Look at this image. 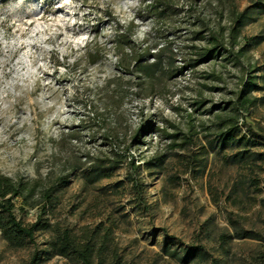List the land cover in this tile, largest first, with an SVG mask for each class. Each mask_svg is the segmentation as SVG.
Wrapping results in <instances>:
<instances>
[{"label":"rangeland","instance_id":"374dc122","mask_svg":"<svg viewBox=\"0 0 264 264\" xmlns=\"http://www.w3.org/2000/svg\"><path fill=\"white\" fill-rule=\"evenodd\" d=\"M149 1L0 0V174L37 190L64 177L45 212L16 201L23 224L47 226L20 246L0 229V264L33 254L81 264L52 246L56 224L76 234L111 226L99 264H264V1L234 0L248 9L237 61L224 53L194 66L196 17L218 23L216 0L190 13L172 0L162 14ZM122 33L138 53L163 49L169 64L139 76L123 62L128 46L116 48ZM249 77L256 102L236 116L253 142L235 162L244 147L218 133Z\"/></svg>","mask_w":264,"mask_h":264},{"label":"trees","instance_id":"16d2710c","mask_svg":"<svg viewBox=\"0 0 264 264\" xmlns=\"http://www.w3.org/2000/svg\"><path fill=\"white\" fill-rule=\"evenodd\" d=\"M179 1L184 6V11L188 13L192 10H205L206 12V2L208 4L211 3L210 0ZM171 2L172 0H150L148 6L154 14H162V12L173 7ZM213 11L217 15L218 22L213 25H207L208 23H205L206 19L203 17H196L198 23L195 24H200L201 28L193 32L196 35L195 38L202 40L203 43L201 46L195 47L197 50L193 54L197 57L192 58L191 60L193 61L188 63V66L208 62L224 53L232 61H237L245 53L246 40L241 36V28L248 18V9L245 7L239 10L234 0H216V3L213 5ZM129 42V36L126 33H122L116 39V48L124 49L125 46H128L129 53H122V56H130V60L127 62L123 59V62L127 66L131 62L134 71L140 74L139 76L151 79L158 71L163 70L164 65L169 64L170 59L168 61L162 55L163 49L158 48L155 52L147 50L138 53ZM241 42L243 44H240ZM150 58L152 60L149 61ZM240 86L234 106L231 109L235 113L229 114L226 119L221 121L218 133L219 140L227 143L235 142L244 147L242 150L232 154V159L235 162L245 160L250 156L247 145L252 144L253 140H250L245 133L241 132L236 114L247 112L255 104L256 98L251 96V92L257 89L256 77L244 79ZM143 129L144 127L140 125L134 132L133 139L138 138L139 133ZM246 129L253 137L260 138L248 125H246ZM129 164H133L132 158H130ZM63 178V176L59 175L55 181L43 184L37 190V181L31 182L22 178L13 179L0 174V229L10 241L14 240L20 246L23 244V239L31 240L33 238L35 230L47 226V223L39 221L28 225L23 224L14 215L13 210L16 208V201L18 200V208L21 210L25 206L32 207L34 204L42 202L44 204L43 212H45L54 197L55 191L64 182ZM36 190L38 195L37 199L34 200ZM53 230L52 246L62 255L72 253L81 264H99L93 261L96 245L100 252L108 246L107 244L112 239L113 234L111 226L104 227L102 232H99L98 229H91L81 234L73 233L66 227L61 228L58 224L53 225ZM96 235H99L98 244L95 241ZM38 258L33 254L28 264H37Z\"/></svg>","mask_w":264,"mask_h":264}]
</instances>
